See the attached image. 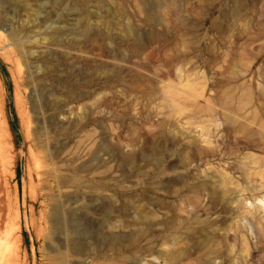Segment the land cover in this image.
Instances as JSON below:
<instances>
[{"label":"rangeland","instance_id":"rangeland-1","mask_svg":"<svg viewBox=\"0 0 264 264\" xmlns=\"http://www.w3.org/2000/svg\"><path fill=\"white\" fill-rule=\"evenodd\" d=\"M0 97L26 264H264V0H0Z\"/></svg>","mask_w":264,"mask_h":264},{"label":"bare ground","instance_id":"bare-ground-1","mask_svg":"<svg viewBox=\"0 0 264 264\" xmlns=\"http://www.w3.org/2000/svg\"><path fill=\"white\" fill-rule=\"evenodd\" d=\"M0 99H1V97H0ZM1 106H2V104H1V100H0V107ZM2 116H1V109H0V168H1V172H5V171H7V168H9L11 166L10 164L12 163L11 162L12 156L10 155V152L7 150V148H9V146L7 145L8 147L6 148V145H5V139L7 138L6 137L7 135H5V132H4V123L2 122V119H3ZM1 117H2V119H1ZM5 122H6V120H5ZM6 132H7V130H6ZM45 168H48V167L46 164H43L39 168V170H37V171H39V174L36 172L38 183L41 186H42V184L48 185L49 183H51L49 185L51 187V190L54 188V187L52 188V183H54V186L57 187V190H59L62 186H64V187L69 186L68 181L65 180L66 178L65 179L63 178L64 180H62V178L58 177V174L55 170L45 169ZM44 174L50 176V178H42L44 176ZM71 183L74 184V183H76V181L74 179H72ZM29 184L31 186L33 183H29ZM0 190H2V192L5 194V200H4V198H3L4 194L1 195V193H0V264H26L25 263L26 261L25 262L23 261L25 259H22V257H24V256L21 257V255H20V249H21L20 248L21 245H19L20 244V234H17L18 227L16 225H17V223L19 224L18 220L20 219L19 206L17 205L18 201H16L15 196H14L15 198H12V199L10 198L9 192L6 191V184ZM7 190H9V189L7 188ZM59 193H60V191H59ZM17 198H18V196H17ZM58 205L59 204L57 201H56V204H54V203L52 205L50 204L49 208L46 209V211L44 212L45 217H42V218H45L46 226H47V223L49 224V228H45V231H44V229H43V231L41 230L42 232H44V234L42 235L44 238L43 240L45 242L46 249L50 252V254L52 253L51 255H49V257H47L48 259H47L46 264H83V262L79 260V259H85L86 258L85 257L86 255L84 253H85V251L87 252V250L85 249L86 247L83 245V243L71 240L70 239L71 237H69L67 234L68 232L65 231V230H67V227L63 231V234L58 233L56 235L52 231L53 223H51L50 219L53 215V212H54L53 210L58 209ZM245 207H246V210L248 212H252V209H255V210H259V211L264 213V196H261L259 198H254L250 202H246ZM71 212H72V208H70L68 210L67 215L70 218L69 220L72 221V224H74V221H76V220L78 221L79 218L81 219L82 215H80V214L77 215L74 213L71 214ZM40 215H42V214H40ZM40 220L41 219L39 218V222H41ZM32 221H34V220H32ZM45 221H43V222H45ZM64 225H66V224H64V222H63V226ZM68 225H66V226H68ZM69 226H71V225H69ZM73 227H75V226H73ZM41 228H42V226H41ZM43 228H44V226H43ZM41 231H39V232L41 233ZM17 235H19V236H17ZM43 247H44V245H43ZM72 256H75L79 261H75ZM42 261H44V260H42ZM143 264H145V263H143Z\"/></svg>","mask_w":264,"mask_h":264}]
</instances>
